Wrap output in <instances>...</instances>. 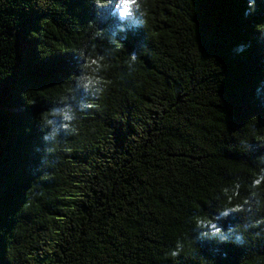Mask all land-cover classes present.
Returning <instances> with one entry per match:
<instances>
[{"label":"trees","instance_id":"trees-1","mask_svg":"<svg viewBox=\"0 0 264 264\" xmlns=\"http://www.w3.org/2000/svg\"><path fill=\"white\" fill-rule=\"evenodd\" d=\"M144 2L148 26L120 32L107 0H0V264H174L165 253L177 238L175 264H264L255 236L244 248L192 241V218L214 231L221 189L239 180L242 198L258 171L264 4L245 21L242 0ZM238 43L250 47L235 56ZM106 52L98 109L45 156L38 117Z\"/></svg>","mask_w":264,"mask_h":264},{"label":"clouds","instance_id":"clouds-1","mask_svg":"<svg viewBox=\"0 0 264 264\" xmlns=\"http://www.w3.org/2000/svg\"><path fill=\"white\" fill-rule=\"evenodd\" d=\"M99 6L102 0H93ZM264 4V0H242V19L247 21L258 15V5ZM107 6L110 9V16L120 21L118 30L127 31L128 27L142 29L149 24L150 9L144 0H107ZM100 15V12L97 13ZM254 32L260 39H264V23H257L254 26ZM94 35H101L95 33ZM109 42L117 46L119 44L112 35ZM87 47V46H86ZM250 44L238 43L233 49L235 56L245 53ZM89 52V55L93 54ZM111 53L106 52L105 56H97L90 59L79 69L75 81L70 87L58 95L53 102V106L38 117V123L41 127V141L46 147L43 149L45 156L55 153L57 146H63L68 137H76L80 134L79 121L81 118L93 110H97L101 101L107 92V84L102 72L105 69L104 61L109 58ZM138 53L132 52L126 61L127 68L130 72L136 71ZM257 104H264V80H258L252 96ZM245 144L251 151L252 145L246 141H240ZM257 148L264 150V145H256ZM34 153H40L39 145L33 147ZM46 161L42 158V163ZM59 163L58 158L52 161V167ZM255 163L258 165L256 177L248 185V194L240 197L242 187L239 180L227 188L221 189L220 196L224 203L221 204L214 213L215 220L212 222L214 231H206V225L203 224L205 217H193L195 235L192 237L193 242L203 240H214L217 244H231L237 248H244L249 243V237L255 236L257 240H264V215H257L261 208L264 207V151L255 157ZM227 193L225 196L224 194ZM245 214L249 217L243 225L232 226L227 229L217 227L215 221L226 220L232 214ZM186 242L183 238H177L169 246L165 253L166 258L171 259L174 264L178 257L184 253Z\"/></svg>","mask_w":264,"mask_h":264}]
</instances>
